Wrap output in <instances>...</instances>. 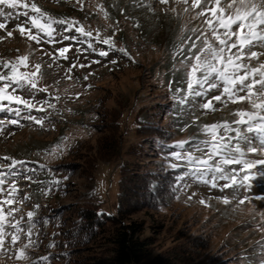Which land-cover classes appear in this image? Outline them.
<instances>
[{
	"label": "rangeland",
	"instance_id": "obj_1",
	"mask_svg": "<svg viewBox=\"0 0 264 264\" xmlns=\"http://www.w3.org/2000/svg\"><path fill=\"white\" fill-rule=\"evenodd\" d=\"M28 2H35L55 19L78 21L80 26L93 33L90 39L74 30L64 31L63 25H56L58 33L56 40L60 41L59 43L42 41L36 44L15 30V25L22 23L25 18L20 17L17 20L13 10L0 6L4 13L13 12L8 23V29L13 31L12 37H8L6 31L0 30V62H14L19 56H28V71L34 70V66L40 64L42 76L38 86L47 88V92H37L34 102L39 104L48 99L55 105V108H49L47 112L33 110L31 113L44 118L43 126L23 119L22 117L28 114L27 110L21 113V117L0 111V119L4 120V124L0 126L2 129L0 164L7 166L11 159L24 161L23 165L16 167L15 177L8 178L9 180L14 178L19 189L17 203L12 207L20 209L16 214L17 218L23 215L26 219L27 212H34L35 246L27 251L31 261L43 264L40 263L41 259L54 248L50 247L53 245L52 226L46 221H39V217L46 212L47 204L52 206L60 201L62 205L70 204L72 208L73 203L92 201L99 204L100 211L112 213L115 210L118 192V165L126 158L133 161L141 159L142 162L157 160L156 163L159 164L160 160L154 155L130 156L124 155L123 150L127 145L138 147L145 142L143 136H138L132 131L134 116L141 121H152L154 120L152 106H156L158 112L163 113L164 102L168 98L177 101L179 96L183 95L175 92L180 85L185 86L182 83L185 78L184 68L179 63L181 57H176L178 63H174V68L181 70L179 74L166 73L171 68L164 66L165 41L169 40V44H174L177 51V46L189 43V37L195 39L191 29L194 26L202 27V24L200 20L194 19V11L185 13L183 8L186 5L178 4L175 0H170L168 4H160L158 0H28ZM190 3L191 0L189 6ZM172 8L176 11H171ZM3 20L4 17H0V22ZM97 35L105 39L111 37L113 44L100 43L96 39ZM65 36L74 39H63ZM89 43L92 47H88ZM65 46H71V50L66 54L67 59L59 57L57 53L58 49ZM252 50L264 53V46L258 45ZM100 51H106L108 55L100 56L98 54ZM261 59L264 60V56ZM251 63L257 64V61L253 60ZM168 75L173 76L170 81L166 80ZM85 76L88 78L85 79ZM173 78L175 83H172ZM22 94L25 98L30 95L27 91ZM217 94H220L219 91L213 90L207 97L190 98L187 104H178V114L196 124L198 133L193 132L195 129L188 128L189 126L176 130L171 144L192 141L186 148L194 147L199 141L192 138L199 135L202 139L205 138L201 134L204 124L225 120L231 122L237 117L230 113L238 109L252 110L247 101L240 104L228 102L227 107L213 101L219 110H203L201 105L209 97ZM55 97L59 99L56 100ZM99 102L122 114L123 149L118 161L115 163L99 161L94 180L88 178L86 174L77 172L64 199L58 200L47 195L46 191L45 194V189L41 185L47 175V165L67 160L68 149L77 141L81 142L83 147L81 162L82 156L95 153L98 148L96 139L109 134L108 131H104V127L96 131L91 126L96 120L94 106ZM10 119H18L19 124H9ZM169 119V116L165 118V125H168ZM157 141L159 144L160 141ZM146 144L144 145L149 147L150 142ZM256 144H259L258 140ZM147 151L149 155L154 153L152 148H147ZM4 157L10 159L4 160L2 159ZM248 158L264 159V152L250 154ZM173 160L184 167L182 169L184 179L179 180L175 196H165L164 204L159 211L142 208L130 214L131 219H139L144 223L143 233L154 243L151 256L166 248L184 244L195 234L204 232L209 235V246L196 258L201 264H234L235 260L240 264H264V168L257 166L251 170L253 179L247 188H223L225 181H217L216 187L211 183L198 181L187 174L186 164L176 161L175 158ZM25 161L35 163L34 167L39 168L33 169L31 164L25 165ZM155 185L156 183H153L151 188L153 192ZM244 196L248 197V201L238 205L239 199ZM225 198L230 201L228 204L223 202ZM24 242L27 243V240ZM10 255L12 258L0 255V264H29V261L15 260L14 253ZM151 258H147L146 261Z\"/></svg>",
	"mask_w": 264,
	"mask_h": 264
},
{
	"label": "snow or ice",
	"instance_id": "obj_2",
	"mask_svg": "<svg viewBox=\"0 0 264 264\" xmlns=\"http://www.w3.org/2000/svg\"><path fill=\"white\" fill-rule=\"evenodd\" d=\"M175 2L186 5L183 8L185 13L194 11V19L200 20L202 24V27L194 26L191 29L195 39L189 37V43L177 46L178 50L173 55L174 61L176 57H181L179 63L185 73L182 81L185 86L175 89L176 93L183 94L179 96L177 103L185 105L190 98L207 97L213 90H218L220 94L209 97L201 105L203 110H219L213 101L223 104L224 107H227L228 102L240 104L247 101L252 110L238 109L230 113L237 117L231 122L225 120L204 124L201 128L204 139L194 147L188 148L186 145H191L192 141H180L171 146L173 149H179L172 151L171 155L176 161L186 164L187 174L198 181L211 183L216 187L217 181L222 180L225 181L223 188H247L253 179L251 170L257 166L264 168V159L248 158L250 154L264 152V60L261 59L264 53L252 50L258 45L264 46V0H191L190 6L189 0ZM158 3L168 4L170 0H158ZM0 6L13 10L17 20L20 17L25 18L22 23L15 25V30L36 44L42 41L59 43L60 41L56 40V25H63L64 31L74 30L86 38L93 37L92 31L85 30L78 21L55 19L35 2L0 0ZM197 9L199 11H196ZM171 11L175 12L176 9L172 8ZM12 15L13 12L4 13L0 9V17H4L3 22H0V30L6 31L8 37L13 35V31L8 29ZM63 39L74 37L65 36ZM96 39L105 45L113 44L111 37L105 39L97 35ZM88 47H92L91 43ZM70 50L71 46H65L58 49L57 53L59 57L67 59L66 54ZM98 54L108 55L106 51H100ZM125 54L127 55L126 52ZM253 60L257 61V64L251 63ZM28 61V56H19L14 62H0V69H3L0 71V111L21 117V113L27 110L28 114L22 118L43 126L44 118L31 113L33 110L47 112L49 108H55V105L48 99L39 104L34 102L35 94L46 93L47 88L38 86L42 76L41 65L36 64L34 70L28 71ZM87 78L85 76V79ZM25 91L30 94L28 98L22 94ZM55 99L58 100L59 97ZM8 123L17 125L19 120L10 119ZM3 124L4 120L0 119V126ZM23 164L24 161L16 159H11L7 166L0 164V255L12 258L10 254L14 253L17 261L37 264L30 260L27 251L35 246L34 212H27L26 219L23 215L17 218L16 214L20 209L12 206L17 203L19 189L14 178L8 179L15 177L16 167ZM233 165L238 167H231ZM181 166V163L171 164L173 169ZM247 201L248 197H241L238 205ZM223 202L228 204L230 201L225 198ZM24 240H27V243ZM42 259L46 261L47 257Z\"/></svg>",
	"mask_w": 264,
	"mask_h": 264
},
{
	"label": "trees",
	"instance_id": "obj_3",
	"mask_svg": "<svg viewBox=\"0 0 264 264\" xmlns=\"http://www.w3.org/2000/svg\"><path fill=\"white\" fill-rule=\"evenodd\" d=\"M168 41H165L167 50L164 49L166 52L164 66L171 68V72L166 73L177 75L181 70L174 68V63H178V59L175 61L173 59L176 47ZM172 77L168 75L166 80L170 81ZM172 80L174 81V78ZM164 106L163 113H159L156 106H152L154 114L152 121H141L134 116L132 131L138 136H143L145 142L142 140L143 145L138 147L127 145L123 150L124 155L130 156L154 155L160 160L159 164L156 163L157 160L142 162L141 159L133 161L126 158L118 165V192L115 210L112 213L100 211L99 204L92 201L73 203L72 208L70 204L62 205L60 201L52 206L47 204L46 212L39 217V221H46L52 226L54 248L46 255L47 260L41 259L40 263L201 264L196 258L209 246V235L204 232L197 233L184 244L166 248L151 256L154 243L151 238L144 235V223L130 217V214L137 209L151 208L159 211L164 204L165 196H175L184 167L175 169L171 167V164L175 163L171 153L178 149H173L171 146L174 144L170 141L176 130L186 126L195 129L193 132L198 133L196 124L178 114L176 99L168 98ZM94 112L96 120L91 126L96 131L104 127V131H108L109 134L98 137L96 139L98 148L95 153L82 156L81 162L83 147L82 143L77 141L68 149L67 160L47 165V175L41 185L47 195L54 196L58 200L64 199L70 191L72 178L77 172L86 174L88 178L94 180L99 161L114 163L118 161L123 149L122 114L114 108L103 106L102 102L95 104ZM168 116L169 123L165 125L164 120ZM200 137L202 139L199 135L192 140L200 142ZM157 140L160 141L159 144ZM148 141L149 147L146 144ZM147 148H152L154 153L149 155ZM28 164L36 166L33 162L25 161V165ZM36 168L39 167H34ZM54 181L59 183H53ZM153 183H156L154 192L151 189ZM149 257L152 258L146 261ZM234 264L240 263L235 260Z\"/></svg>",
	"mask_w": 264,
	"mask_h": 264
}]
</instances>
